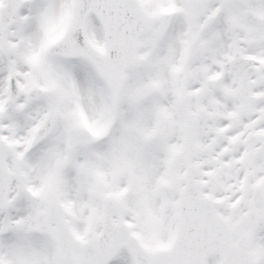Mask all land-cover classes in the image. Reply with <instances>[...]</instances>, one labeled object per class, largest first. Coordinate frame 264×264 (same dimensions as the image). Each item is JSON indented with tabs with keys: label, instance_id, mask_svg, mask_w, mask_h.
I'll list each match as a JSON object with an SVG mask.
<instances>
[{
	"label": "snow or ice",
	"instance_id": "1",
	"mask_svg": "<svg viewBox=\"0 0 264 264\" xmlns=\"http://www.w3.org/2000/svg\"><path fill=\"white\" fill-rule=\"evenodd\" d=\"M0 264H264V0H0Z\"/></svg>",
	"mask_w": 264,
	"mask_h": 264
}]
</instances>
